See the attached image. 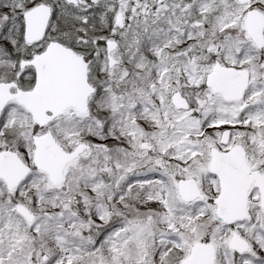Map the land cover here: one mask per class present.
<instances>
[{
	"label": "snow or ice",
	"instance_id": "snow-or-ice-1",
	"mask_svg": "<svg viewBox=\"0 0 264 264\" xmlns=\"http://www.w3.org/2000/svg\"><path fill=\"white\" fill-rule=\"evenodd\" d=\"M0 264H264V0H0Z\"/></svg>",
	"mask_w": 264,
	"mask_h": 264
}]
</instances>
